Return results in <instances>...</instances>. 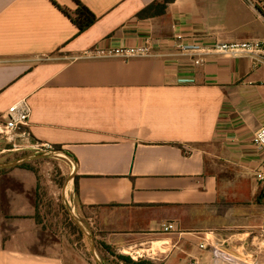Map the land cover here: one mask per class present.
I'll list each match as a JSON object with an SVG mask.
<instances>
[{"label":"crops","instance_id":"crops-1","mask_svg":"<svg viewBox=\"0 0 264 264\" xmlns=\"http://www.w3.org/2000/svg\"><path fill=\"white\" fill-rule=\"evenodd\" d=\"M76 1L98 18L81 34L58 7L75 13ZM156 1L0 0V120L27 101L25 130L38 151L75 158L70 195L102 256L232 264L215 256L217 246L236 264H264V191L255 178L264 152L253 143L264 125V63L213 54L196 66L172 46L180 37L264 41V0L256 9L175 0L164 16H138ZM146 40L159 44L150 57L85 56ZM35 182L24 168L0 175V264H94L77 248L38 251ZM166 223L175 232L163 233Z\"/></svg>","mask_w":264,"mask_h":264},{"label":"built area","instance_id":"built-area-1","mask_svg":"<svg viewBox=\"0 0 264 264\" xmlns=\"http://www.w3.org/2000/svg\"><path fill=\"white\" fill-rule=\"evenodd\" d=\"M249 6L256 9V0H243ZM174 49L183 55H193V63L196 66H201L206 63L207 57L213 54L227 55L231 57L249 56L255 62L264 63V41L251 40L242 42L223 43L216 42L215 44L206 45L205 43L198 42L189 38H175L172 44ZM159 44L152 43L146 40L144 43L137 46H119L109 48L106 46H96L86 52V58L98 59L109 57H121L125 59L131 58H145L150 57L155 53ZM32 109L27 101L23 100L11 106L8 110L7 116L4 120L0 121V144L8 143L13 148L10 152H21L25 150L38 151L37 144L30 142L28 129L30 126ZM22 139L26 141L24 144L19 143ZM253 143L255 146L264 152V125L254 134ZM4 152V151H3ZM255 178L264 191V168H259L255 173ZM162 232L171 234L175 232L176 227L174 224H163ZM202 247H204L202 245ZM215 256L221 260L237 263V259L229 255L217 246H213Z\"/></svg>","mask_w":264,"mask_h":264},{"label":"rangeland","instance_id":"rangeland-1","mask_svg":"<svg viewBox=\"0 0 264 264\" xmlns=\"http://www.w3.org/2000/svg\"><path fill=\"white\" fill-rule=\"evenodd\" d=\"M12 148L13 146L8 143L0 144V163L15 161L33 153L27 151L10 152L9 150H11ZM44 149L48 150L49 148ZM68 161L69 160L67 158L62 156H49L45 158L35 159L29 163H26L28 164V168L25 169L32 172L36 171V174L33 172L36 176L35 186L33 187L32 192H30L33 204L36 199V192L38 191L40 195L39 199L41 202V216L42 218L45 216V218L42 219L43 224H37L39 226V238L36 239L34 245L37 246V248L39 249L38 251L41 253H46L51 250L59 251V249L63 247L77 248L83 251L86 257H88L92 260L93 263H95L91 253L90 241L87 236L85 235V237L87 238L86 239L79 234H75L68 224V217L70 219L71 217L62 199L64 185L68 178L71 176V169L67 164ZM22 166L7 169L8 171L4 174H8L9 172L11 173L16 169H23ZM67 200L69 205L75 208L77 215L81 218L80 212H78L77 208L75 207V204L70 195V186L67 191ZM31 247L33 248L34 246L32 245ZM107 254L108 253H105V255L102 256L100 253L102 259H105L104 262L106 264H109L107 263V261H111V264H129L127 261L119 260V258H117L119 257L118 255L114 254L115 256L112 255V258ZM125 256L132 259L130 256ZM132 260L138 263L142 259Z\"/></svg>","mask_w":264,"mask_h":264},{"label":"trees","instance_id":"trees-1","mask_svg":"<svg viewBox=\"0 0 264 264\" xmlns=\"http://www.w3.org/2000/svg\"><path fill=\"white\" fill-rule=\"evenodd\" d=\"M174 1L175 0L156 1L150 6L146 7L144 10H142L138 16L140 18H152V17L164 16L167 13L169 4ZM76 2L79 5V8L77 9V11H75V13H71L69 10L62 8L59 5L58 7L75 23V25L79 29V34H81L85 32L86 30H88L91 26H93L97 22L98 18L87 7L82 5L79 1H76ZM22 167L24 169L28 168V164H25ZM7 171L8 170H0V175L6 173ZM33 172L36 174V171H33ZM39 196L40 195L37 191L36 199L34 201V207L36 211L34 219L36 220L38 225L43 224L42 219L45 218V216L43 218L41 216V212H40L41 202H40ZM5 218L8 219L9 217H6L5 215ZM68 221H69L68 222L69 226L71 227V229L74 231L75 234H79L80 236L85 237V234L79 229V227L69 217H68ZM117 258H119V260L121 261H127L129 264H153L149 261H142V260L136 263L132 259L128 257H124V256H119Z\"/></svg>","mask_w":264,"mask_h":264},{"label":"water","instance_id":"water-1","mask_svg":"<svg viewBox=\"0 0 264 264\" xmlns=\"http://www.w3.org/2000/svg\"><path fill=\"white\" fill-rule=\"evenodd\" d=\"M26 141L20 139L19 143L24 144ZM31 143L36 144V142L33 139H30ZM49 156H62L67 158L73 165H74V170L71 174V176L68 178L66 181L64 188H63V203L73 220V222L79 227V229L87 236V238L90 241L91 245V253L93 260L95 261L96 264H106L102 257L100 256V253L97 248V244L95 241V236L93 231L87 226V224L77 215L76 210L74 207H71L68 203L67 200V191L69 189V186L75 182L76 174H77V162L75 158L68 152L64 151L63 149H48V150H43V151H36L33 152L29 155H26L20 159H17L15 161L11 162H6V163H0V170H7V169H12V168H17L20 167L26 163H29L35 159H40V158H45Z\"/></svg>","mask_w":264,"mask_h":264}]
</instances>
